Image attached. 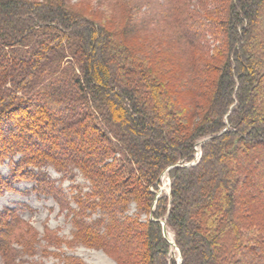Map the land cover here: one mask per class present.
<instances>
[{
  "label": "trees",
  "instance_id": "trees-1",
  "mask_svg": "<svg viewBox=\"0 0 264 264\" xmlns=\"http://www.w3.org/2000/svg\"><path fill=\"white\" fill-rule=\"evenodd\" d=\"M91 2L112 26L71 7ZM6 159L0 192L29 179L62 205L33 169H77L72 240L117 264H264V0H0ZM38 241L0 211L2 264Z\"/></svg>",
  "mask_w": 264,
  "mask_h": 264
},
{
  "label": "rangeland",
  "instance_id": "rangeland-1",
  "mask_svg": "<svg viewBox=\"0 0 264 264\" xmlns=\"http://www.w3.org/2000/svg\"><path fill=\"white\" fill-rule=\"evenodd\" d=\"M71 7L74 10L82 11L84 14L99 22H104V19H107L104 23L109 27L112 26L111 18H106V15L97 10L98 7L94 9L92 2L87 5H72ZM198 146H196V153H200ZM18 158L19 155H16L13 157V160L17 161ZM11 168L12 164L10 160L6 159L0 165V178H7ZM33 170L34 172H41L46 179L53 181L55 188H60L61 199H64L66 205L60 204L57 199L58 197L38 191L35 181H30L29 179L13 180L9 184V189L4 188L0 192V211H14L20 219L27 222L38 233L39 241L35 246L36 253L32 257L24 255L17 258L15 263L61 264L60 257L76 256L86 264H117L114 258L103 250L87 247L82 243L72 240L73 226L70 221V209H76L73 196L78 190L82 192L87 191L88 181L79 174L77 169H74L71 178L63 177L51 166H44L40 169ZM169 185L170 180L164 172L160 177L158 195L162 192L168 194L170 190ZM133 210L134 205L132 204L130 206V212H133ZM48 232L52 236L59 237L63 241L62 244L56 246L55 244L52 245L47 242L44 236ZM169 236L172 239V235L170 234ZM15 247L20 250L18 246L15 245ZM43 249H46L47 254ZM57 254L60 257L56 256ZM171 256L176 263H179L180 258L175 249H172ZM0 264H2L1 258Z\"/></svg>",
  "mask_w": 264,
  "mask_h": 264
},
{
  "label": "water",
  "instance_id": "water-1",
  "mask_svg": "<svg viewBox=\"0 0 264 264\" xmlns=\"http://www.w3.org/2000/svg\"><path fill=\"white\" fill-rule=\"evenodd\" d=\"M196 157L198 159L200 157V153H197V156ZM159 181H160V179H159ZM161 225H162V233H163V236L169 241V243H170V245L172 247H175L173 240L170 238L169 234L167 233L166 226H165V222L164 221H161ZM178 255H179V253H178Z\"/></svg>",
  "mask_w": 264,
  "mask_h": 264
},
{
  "label": "bare ground",
  "instance_id": "bare-ground-1",
  "mask_svg": "<svg viewBox=\"0 0 264 264\" xmlns=\"http://www.w3.org/2000/svg\"><path fill=\"white\" fill-rule=\"evenodd\" d=\"M166 183V182H165Z\"/></svg>",
  "mask_w": 264,
  "mask_h": 264
}]
</instances>
